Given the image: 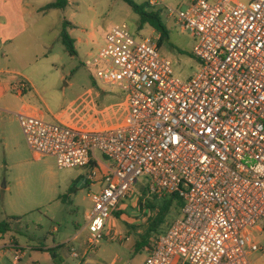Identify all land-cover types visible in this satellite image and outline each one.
I'll list each match as a JSON object with an SVG mask.
<instances>
[{
  "label": "built area",
  "instance_id": "2783aa9c",
  "mask_svg": "<svg viewBox=\"0 0 264 264\" xmlns=\"http://www.w3.org/2000/svg\"><path fill=\"white\" fill-rule=\"evenodd\" d=\"M185 1L175 13L195 41L193 77L174 76L156 32L137 41L124 24L111 27L86 61L102 85L127 94L129 122L90 131L16 116L34 158L52 157L58 169L85 167L86 181L97 185L82 230L85 252L99 245L113 211L145 176L147 195L176 194L182 202L179 216L150 237L145 264H249L251 253L264 254L253 236L257 225L264 229V0ZM12 89L27 87L16 80ZM6 250L21 259L14 241L0 244V257Z\"/></svg>",
  "mask_w": 264,
  "mask_h": 264
},
{
  "label": "rangeland",
  "instance_id": "374dc122",
  "mask_svg": "<svg viewBox=\"0 0 264 264\" xmlns=\"http://www.w3.org/2000/svg\"><path fill=\"white\" fill-rule=\"evenodd\" d=\"M132 1L138 5L146 3L147 12L159 14L168 31V38L158 47L159 54L172 61L174 76L184 81L193 77L199 70L197 60L191 55L195 41L180 29L175 13L186 7V1ZM63 20L73 25L66 30L74 41V55L55 39L54 30L60 29ZM123 24L137 41L155 36L153 27L148 22L142 23L140 15L122 0H68L62 10L47 13L32 25L33 41L18 40L14 49L8 47L4 66L14 81L25 82L27 89L23 100L32 104L47 122L90 131L124 124L131 119L127 94L116 87L102 85L95 77V68L86 65V61L104 47L110 28ZM153 40L157 44V39ZM1 126L7 128L11 138L7 147L0 138V221L10 223L6 238L12 237L18 242L22 256L14 263L13 252L6 250L0 257V264H78L80 259L71 257V250L82 259L87 237L82 229L92 208L89 194L97 190V185H79L81 177L87 175L85 167L58 169L52 157L34 158L19 126L0 121ZM96 155L103 163L111 164L97 151ZM146 185L145 176L136 179L129 196L118 204L122 216L111 215L104 238L91 248L87 258L101 264H145L146 247L136 246L149 227L151 212L145 215L148 220L141 234L124 221L134 219L129 209L133 199L138 203L142 198L143 202L159 206L167 198L147 195ZM138 206L141 208L143 204ZM179 211L172 203L161 224L149 232L148 242L154 234L164 232L179 216ZM76 234L79 237L73 239ZM253 236L257 245L264 249L261 225L256 226ZM58 245L56 257L36 249ZM248 261L249 264H264V254L261 251L251 253Z\"/></svg>",
  "mask_w": 264,
  "mask_h": 264
},
{
  "label": "crops",
  "instance_id": "0c3cea01",
  "mask_svg": "<svg viewBox=\"0 0 264 264\" xmlns=\"http://www.w3.org/2000/svg\"><path fill=\"white\" fill-rule=\"evenodd\" d=\"M50 0H0V121L1 122H9L10 124L14 123L16 126H19V122L17 120L16 114L18 113H27V114H35L40 116L38 110L26 100H23V94H18L12 89V84L14 82V78L10 76V72L4 66V60L7 57V53L9 52L8 47L15 48V42L20 40L21 42L28 43L27 38L33 41L34 34L32 33V25L37 22L38 18L44 17L47 13L50 14L53 11H60L62 9H52L48 11H42L41 8L48 4ZM64 21V20H63ZM62 21V22H63ZM62 26V23H61ZM70 27H73L70 26ZM61 29V27H60ZM60 29L55 28V39L58 40V36L60 33ZM26 38V41L24 40ZM35 41V40H34ZM42 42L41 40H38ZM5 50V51H4ZM38 57V56H36ZM29 88L33 89V85L30 81H27ZM5 126L0 127V138L5 143L6 147L8 145V141L11 138V135L7 131ZM21 129V128H20ZM87 182V183H86ZM81 186L90 185L89 181H86L85 175L81 177V181L79 183ZM138 203L133 199L130 202V211L134 216V219L130 221V219H126L124 221L126 224L130 225L137 234H141V229L143 228L145 222L147 223L146 214L149 213V208H141L137 205ZM117 205L116 209L112 214L117 213L118 216H122V210ZM140 211H138V210ZM147 209V210H146ZM147 211V212H146ZM112 224L115 222L112 218ZM83 230V229H82ZM105 234V233H104ZM7 235H1L0 244H7L10 241H14L17 245L18 242ZM78 236L76 234L75 237ZM19 246V245H18ZM59 246V245H58ZM42 249H46L48 247L41 246ZM56 247V246H55ZM38 248V247H37ZM89 252H85L83 250L82 259L78 261V264H101L100 262L92 261V259L87 258ZM71 257H73L71 255ZM74 258V257H73ZM20 261V260H19ZM15 263V262H14ZM122 264H126L122 263Z\"/></svg>",
  "mask_w": 264,
  "mask_h": 264
},
{
  "label": "trees",
  "instance_id": "16d2710c",
  "mask_svg": "<svg viewBox=\"0 0 264 264\" xmlns=\"http://www.w3.org/2000/svg\"><path fill=\"white\" fill-rule=\"evenodd\" d=\"M122 1H124L127 5H129L133 9L134 12L140 15L142 23L148 22L153 27L155 32L158 34L157 45L158 47H160L161 42L168 38V31L166 27L161 23L159 14L157 12H147L146 6L148 4L146 3L138 5L132 0H122ZM67 4H68V0H53L49 2L48 4H46L45 6H43L41 10L48 11L52 9H63ZM68 26H72V24L64 20L62 22L58 40L63 44L65 50L70 55H74L75 54V49L73 45L74 41L71 39V37L69 36L66 30ZM191 55L193 56L192 53ZM70 191H73V188H70ZM166 197L167 198L164 199L161 205L159 206H155L154 203L149 202V201L143 202L144 200L142 198L139 199L138 204L140 206L143 204V206H146L147 208H149V210L153 212L154 216L152 217V219H150L149 227L147 231L142 235L141 241L136 246L137 248H145L148 246L149 232L155 230V228L161 224L163 218L165 217L166 213L170 209L172 203H175L179 209L182 206V202L176 194H171ZM10 229H11V226L9 222L0 221V234L2 236L6 235L10 231ZM58 248H60V246H56L53 248H46V249H42V247H38L36 249L41 250V251L42 250L48 251L51 253L52 257H56L55 250Z\"/></svg>",
  "mask_w": 264,
  "mask_h": 264
}]
</instances>
